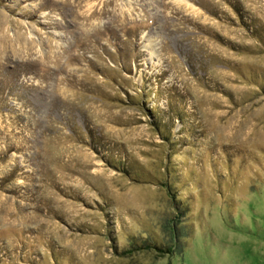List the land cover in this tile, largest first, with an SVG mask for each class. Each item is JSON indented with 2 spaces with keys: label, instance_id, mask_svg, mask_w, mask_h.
<instances>
[{
  "label": "rangeland",
  "instance_id": "1",
  "mask_svg": "<svg viewBox=\"0 0 264 264\" xmlns=\"http://www.w3.org/2000/svg\"><path fill=\"white\" fill-rule=\"evenodd\" d=\"M0 264H264V0H0Z\"/></svg>",
  "mask_w": 264,
  "mask_h": 264
}]
</instances>
